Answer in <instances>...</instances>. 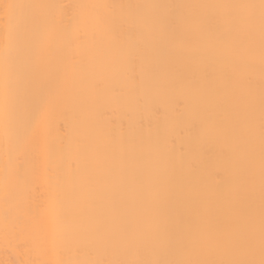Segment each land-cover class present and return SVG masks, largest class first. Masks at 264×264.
Listing matches in <instances>:
<instances>
[{
	"label": "snow or ice",
	"instance_id": "6c2138e0",
	"mask_svg": "<svg viewBox=\"0 0 264 264\" xmlns=\"http://www.w3.org/2000/svg\"><path fill=\"white\" fill-rule=\"evenodd\" d=\"M0 21V144L5 158L0 201L6 206L28 179L24 158L34 145L33 133L26 132L21 139L16 127L21 77L26 87L36 89L41 105L68 96L77 85L93 93L84 109L80 145L68 164L77 171L83 168L74 231L68 230L56 192L45 207L33 206L27 212L29 222L36 225L27 253L43 257L38 264H264V0L118 4L102 0L70 5L8 0L0 3ZM58 40H63L62 46ZM160 52L205 70L197 91L205 107L213 109L215 131H230L243 142L246 153L244 181L232 207L211 215L198 213L188 228L180 230L168 226L163 210L178 195L175 177L161 175L159 163L146 156L142 141L133 144L123 126L99 120L107 112L105 96L122 95V80L135 84L138 76L142 79L147 54ZM45 84L54 85L47 100ZM194 128L198 135L213 131L208 119H199ZM113 178L136 188L135 218L116 221L106 214L119 204L116 196L102 193ZM146 185L151 186L147 193ZM8 211L6 207V224Z\"/></svg>",
	"mask_w": 264,
	"mask_h": 264
},
{
	"label": "bare ground",
	"instance_id": "6f19581e",
	"mask_svg": "<svg viewBox=\"0 0 264 264\" xmlns=\"http://www.w3.org/2000/svg\"><path fill=\"white\" fill-rule=\"evenodd\" d=\"M8 0H0V3ZM28 2V0H18ZM65 5L93 4L102 0H37ZM110 3H235L259 0H107ZM2 26V21H0ZM63 45V40H58ZM138 65V73L140 71ZM144 75L135 84L121 81L124 89L118 97L106 95L107 120L116 128L123 126L133 144L142 141L146 156L159 163L161 175H173L178 195L164 205L169 227L186 229L198 213L227 212L244 181L246 153L241 140L230 131H215L212 107H205L197 91L202 85L204 69L175 61L166 52L148 53ZM211 71V69H208ZM196 73L195 78L192 74ZM45 99L54 94V85L43 86ZM92 91L77 85L66 97L51 103H37L35 88L26 87L23 77L17 85L16 127L23 139L26 132L34 135L31 154L24 158L28 179L18 188L17 198L5 205L0 201V264H34L43 258L36 252L27 253L35 237V224L29 222L27 212L33 206L45 207L56 192L63 206L70 233L74 231L79 185L83 168H69V157H75L83 134L84 109L91 102ZM103 112L104 110L101 109ZM208 119L213 131L198 135L194 123ZM71 146V151H70ZM259 96L255 114V198L259 212ZM3 145L0 144V169L4 167ZM146 185L145 193L150 191ZM105 196L114 195L119 204L106 214L119 221L135 218L139 205L137 190L119 178L110 179L102 189ZM7 224L5 223V209ZM20 217L17 223L16 218ZM42 222V221H41ZM19 246V247H18ZM27 253V254H26ZM49 261L51 255L46 257Z\"/></svg>",
	"mask_w": 264,
	"mask_h": 264
}]
</instances>
